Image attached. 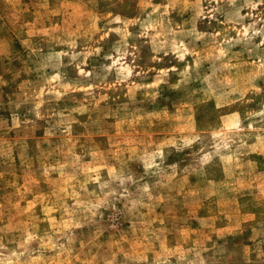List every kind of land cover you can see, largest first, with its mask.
I'll list each match as a JSON object with an SVG mask.
<instances>
[{
  "label": "rangeland",
  "instance_id": "374dc122",
  "mask_svg": "<svg viewBox=\"0 0 264 264\" xmlns=\"http://www.w3.org/2000/svg\"><path fill=\"white\" fill-rule=\"evenodd\" d=\"M0 264H264V0H0Z\"/></svg>",
  "mask_w": 264,
  "mask_h": 264
}]
</instances>
